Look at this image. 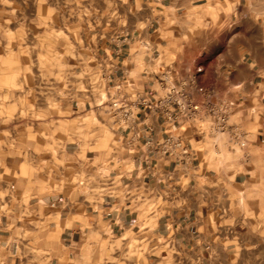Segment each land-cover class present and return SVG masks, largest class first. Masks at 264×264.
Segmentation results:
<instances>
[{"label": "crops", "instance_id": "crops-1", "mask_svg": "<svg viewBox=\"0 0 264 264\" xmlns=\"http://www.w3.org/2000/svg\"><path fill=\"white\" fill-rule=\"evenodd\" d=\"M197 2L152 0L148 16L93 50L85 89L68 99L94 125L60 147L56 179L1 164L0 248H15L2 264H264V3ZM198 66L206 86L238 102L249 147L230 151L224 135L220 158L199 154L187 175L165 159L145 170L142 143L130 146L109 118L113 85L160 91V72L183 79ZM183 135L212 149L213 139Z\"/></svg>", "mask_w": 264, "mask_h": 264}, {"label": "rangeland", "instance_id": "rangeland-1", "mask_svg": "<svg viewBox=\"0 0 264 264\" xmlns=\"http://www.w3.org/2000/svg\"><path fill=\"white\" fill-rule=\"evenodd\" d=\"M149 2L0 0V166L26 162L60 175L61 163H53L60 147L94 125L68 99L85 89L82 67H91L94 49L148 16Z\"/></svg>", "mask_w": 264, "mask_h": 264}, {"label": "built area", "instance_id": "built-area-1", "mask_svg": "<svg viewBox=\"0 0 264 264\" xmlns=\"http://www.w3.org/2000/svg\"><path fill=\"white\" fill-rule=\"evenodd\" d=\"M204 73L205 69L198 66L187 78L176 79L178 74L169 67L158 74L160 91L154 92H125V85H129L126 79L113 85L109 118L118 131L131 135L130 146L142 143L140 158L145 170L152 171L157 159H165L187 175L195 164L202 162L199 154L220 158L217 140L224 135L230 151H245L249 147L244 129L233 121L238 102L206 86L202 80ZM158 125L161 139H156ZM188 129L194 131L200 143L213 139L212 149L188 141L183 135Z\"/></svg>", "mask_w": 264, "mask_h": 264}, {"label": "clouds", "instance_id": "clouds-1", "mask_svg": "<svg viewBox=\"0 0 264 264\" xmlns=\"http://www.w3.org/2000/svg\"><path fill=\"white\" fill-rule=\"evenodd\" d=\"M262 3H264V0H261ZM27 248V246H25ZM15 252V248L11 247V248H7L6 250L4 248H0V254H14ZM28 255V251H26L23 256L22 259L24 257H26ZM0 264H2V262H0ZM11 264H15L14 259L11 260Z\"/></svg>", "mask_w": 264, "mask_h": 264}]
</instances>
